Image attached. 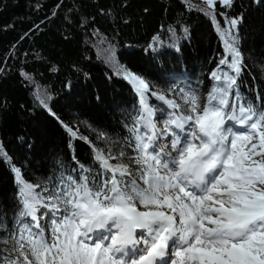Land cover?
Returning <instances> with one entry per match:
<instances>
[{"label":"snow or ice","instance_id":"6c2138e0","mask_svg":"<svg viewBox=\"0 0 264 264\" xmlns=\"http://www.w3.org/2000/svg\"><path fill=\"white\" fill-rule=\"evenodd\" d=\"M217 2L233 4L204 0L214 23ZM241 20L216 24L227 55L203 99L192 89L153 91L127 72L140 104L130 129L135 156L94 147L96 175L80 164L78 176L62 174L55 191L43 190L48 195L13 165L19 228L14 255L0 253V264H264V96L240 91L244 65L234 30ZM149 93L162 103H151ZM169 109L158 128L155 117ZM41 208L51 213L47 225Z\"/></svg>","mask_w":264,"mask_h":264},{"label":"trees","instance_id":"16d2710c","mask_svg":"<svg viewBox=\"0 0 264 264\" xmlns=\"http://www.w3.org/2000/svg\"><path fill=\"white\" fill-rule=\"evenodd\" d=\"M214 8L216 23L199 0H0V148L11 158H0V253L14 255L19 228L13 165L53 192L80 164L96 175L94 147L135 156L140 104L127 72L157 92L192 89L203 99L227 55L216 24L242 17L240 91L264 96V0Z\"/></svg>","mask_w":264,"mask_h":264},{"label":"rangeland","instance_id":"374dc122","mask_svg":"<svg viewBox=\"0 0 264 264\" xmlns=\"http://www.w3.org/2000/svg\"><path fill=\"white\" fill-rule=\"evenodd\" d=\"M199 1L203 2V4H204L206 7H208V6L204 3V0H199ZM217 3H218V2H217ZM218 5L221 6L220 3H218ZM110 58H111V57H110ZM110 58H108L107 61H108L109 65H110V64L113 65L114 62H113L112 59L110 60ZM150 87H151V86H150ZM151 88H152V87H151ZM152 89H154V88H152ZM154 91L157 92V90H155V89H154ZM164 93L167 94L168 92H164ZM169 98H176V99L178 100V102H182V101H179V98H178V97H172V96H169ZM150 100H151V103L156 104V105H160V104L162 103V102H160V101H157L155 98H150ZM139 109H140V106H139V108H137V110H136V115H137V116H136V118H135V123H136V119H137V117L139 116ZM168 111H170V109L167 110V111H161V112H159V113L157 114V116L155 117V123H156V125H157L158 128H163V122H164V120H166V119L168 118ZM162 141H164V140H161L160 143H164V142H165V141H164V142H162ZM167 143H168V144L171 143V139H170V138L167 139ZM115 154H117V153H115ZM129 157H132V155L129 154ZM44 189H48L49 192H51V190H50L46 185H43V186L39 187V190H40V192H42L44 195H48V192H44V191H43ZM43 212H44L43 220H46L44 224L47 225V224L49 223V221H50L51 213H49L47 209H44Z\"/></svg>","mask_w":264,"mask_h":264},{"label":"bare ground","instance_id":"6f19581e","mask_svg":"<svg viewBox=\"0 0 264 264\" xmlns=\"http://www.w3.org/2000/svg\"><path fill=\"white\" fill-rule=\"evenodd\" d=\"M162 142H164V141H162Z\"/></svg>","mask_w":264,"mask_h":264}]
</instances>
